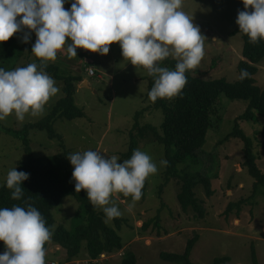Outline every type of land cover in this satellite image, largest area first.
<instances>
[{
	"label": "rangeland",
	"instance_id": "rangeland-1",
	"mask_svg": "<svg viewBox=\"0 0 264 264\" xmlns=\"http://www.w3.org/2000/svg\"><path fill=\"white\" fill-rule=\"evenodd\" d=\"M71 3L72 0H66V10H70ZM182 10L205 37L204 56L194 68L195 76L205 80L237 82L240 78L238 65L243 60V40L240 34H231L239 29L236 19L238 12L245 10L242 0H183ZM23 36L21 34L17 38L0 68L8 71L36 63L34 54L25 47ZM35 41L33 32L31 45ZM66 48L67 44L57 54V59L47 64L58 65L63 72L82 76L84 81L78 86L75 100L85 110L86 117L74 121L61 120L56 123L55 129L63 136L71 154L99 151L108 157L117 156L118 162L122 163L127 160L123 155L129 152L136 114L144 111L140 118L142 126L160 128L164 120L163 112L147 102L148 70L142 66L135 67L125 60L119 44L111 45L107 56L78 49L77 56L71 59ZM158 63L164 67L161 62ZM258 68L255 79L257 85L264 89V60ZM89 69L95 71V76L89 75ZM54 80L59 92L45 105L42 115H26L21 122L13 113L0 121V187L6 182L7 173L27 158L17 132L28 124L42 120L63 98L62 83ZM248 106L247 101H233L222 96L219 115L214 118V126L199 153V165L193 166L195 171L212 178L215 191L211 198L205 195L202 188L197 191L198 197L205 202V219H196L192 212L182 211L177 198L179 187L176 180H171L160 194L166 168L160 164L161 160H165L164 148L149 136L139 142L138 150L152 157L158 171L146 178L140 200L133 204L131 196L114 193L108 205L115 204L121 212L119 217L106 222L121 236L124 248L90 260L84 244L81 254L69 262L67 251L59 245L58 248L50 239L45 264H121L126 251L137 255L138 264H174L163 261L161 253H184L188 241L195 235L200 237L191 255L195 264H213L216 258L222 257H230L231 261L227 264H254L253 248L259 264H264V188H260L258 196L252 197L255 180L243 168L244 145L237 138L226 140L234 129L235 120L246 112ZM255 114V121H242L240 126L255 139L260 153L257 163L264 172V139L260 135L264 116L258 112ZM30 139L34 157L62 152L60 143L50 140L46 132L34 131ZM237 203L240 207L238 205L231 214H226L228 206ZM79 209L80 204L73 197L65 198L53 210L55 227L62 225L68 230L74 229L79 222L76 219ZM98 210L104 213L102 208L98 207ZM157 216H160L159 227L155 221ZM115 219L120 220V230ZM145 223L150 225L143 231Z\"/></svg>",
	"mask_w": 264,
	"mask_h": 264
},
{
	"label": "clouds",
	"instance_id": "clouds-1",
	"mask_svg": "<svg viewBox=\"0 0 264 264\" xmlns=\"http://www.w3.org/2000/svg\"><path fill=\"white\" fill-rule=\"evenodd\" d=\"M245 10L238 12L239 33L251 43L264 40V0H242ZM0 0V44L24 32L29 43L34 32L36 41L31 53L41 63H30L15 70L0 68V121L15 113L23 122L26 115L37 117L59 92L56 81L45 71L47 62L55 61L65 49L68 58L78 49L107 56L110 46L119 44L121 54L133 66H142L154 78L148 93L151 101L173 98L187 84L186 72L196 68L204 56L205 37L182 10L183 0ZM70 41V43H69ZM171 57L174 70L162 67ZM250 76L245 69L240 79ZM75 191H85L94 207L103 209L106 220L121 215L110 204L114 193L140 200L146 178L158 171L157 164L144 151L135 150L130 159L118 162L99 151L70 154ZM166 160L160 164L167 165ZM29 174L11 169L6 187L13 200L21 199L22 185ZM51 231L41 212L31 204L0 208V264H45V244Z\"/></svg>",
	"mask_w": 264,
	"mask_h": 264
},
{
	"label": "trees",
	"instance_id": "trees-1",
	"mask_svg": "<svg viewBox=\"0 0 264 264\" xmlns=\"http://www.w3.org/2000/svg\"><path fill=\"white\" fill-rule=\"evenodd\" d=\"M239 31L238 29L231 34L232 36L240 34L243 40V60L238 65V72L240 75L241 70L246 69L250 76L244 80L239 78L234 83L226 79L205 80L195 76L194 69H192L185 74L186 86L171 101L158 99L153 102L147 94V102L163 112V123L160 128L151 125L142 126L140 118L144 111L137 113L131 131L129 152L123 155L125 159H130L133 152L138 150L139 142L151 136L164 148L165 160L168 162L160 194L171 180H176L179 187L177 198L182 211L192 212L194 217L200 220L206 218L207 211L204 200L198 197V189L202 188L208 198H211L215 191L212 178L205 173L195 171L193 166L199 165V153L204 148L208 133L214 126V118L219 115L222 96L233 101L249 102L246 112L235 120L234 129L227 135L226 140L237 138L244 145L243 168L255 180L252 197L258 196L260 188H264V172L257 163L260 158L259 150L256 148L257 143L240 126L242 121H255V112L264 116V89L257 85L255 79L259 72L258 66L264 60V40L251 43L248 36ZM21 34L24 32L17 33L9 41L0 44V66ZM25 47L30 52L32 51L31 40L25 43ZM36 63L38 65L41 63L37 57ZM176 63L177 61L170 57L161 62L170 70L175 69ZM45 71L62 83L63 98L42 120L28 124L17 132L27 155L26 160L17 167V171L28 173L29 179L21 186L23 195L19 200H13L12 190L6 187V182L3 184L0 187V208H10L16 205L24 207L26 204H31L45 218L46 226L52 233L51 241L67 251L69 262L81 254L84 244H86L88 258L97 260L105 253L113 254L121 251L124 248L122 238L115 229L108 226L105 214L99 212L98 207L91 204L85 191L76 193L75 182L72 179L73 167L67 159L71 152L67 149L63 136L55 129L56 123L61 120L74 121L86 117L85 110L79 107L75 100L78 86L84 79L82 76L63 72L64 70L55 64H47ZM147 79L149 93L154 84V78L149 75ZM34 131L46 132L50 140L60 143L62 152L45 157H34L30 139V134ZM260 135L264 139V126ZM67 197H73L80 204L76 216L79 222L72 230L62 225L55 227L56 221L53 215V210ZM238 205L239 203L230 204L226 214H231ZM239 213L237 216L240 215ZM155 221L156 226L159 227L160 216H157ZM115 222L118 225L117 229L120 230V220L115 219ZM149 225L150 223H145L142 230H147ZM199 238V235H195L190 239L184 253L163 252L160 255L161 259L174 264H195L191 260V255ZM48 248L49 241L45 244V252ZM4 251L5 245L0 242V253ZM252 260L254 264H259L254 248L252 249ZM230 261V257L216 258L213 264H227ZM121 264H138L137 255L132 251H126Z\"/></svg>",
	"mask_w": 264,
	"mask_h": 264
},
{
	"label": "built area",
	"instance_id": "built-area-1",
	"mask_svg": "<svg viewBox=\"0 0 264 264\" xmlns=\"http://www.w3.org/2000/svg\"><path fill=\"white\" fill-rule=\"evenodd\" d=\"M89 75L95 76V71L93 69H89ZM52 264H56V263H52Z\"/></svg>",
	"mask_w": 264,
	"mask_h": 264
},
{
	"label": "crops",
	"instance_id": "crops-1",
	"mask_svg": "<svg viewBox=\"0 0 264 264\" xmlns=\"http://www.w3.org/2000/svg\"><path fill=\"white\" fill-rule=\"evenodd\" d=\"M57 247H58V246H57ZM58 248H59V247H58ZM48 249H49V248H48ZM48 251H49V250H48ZM48 251H47V252H48Z\"/></svg>",
	"mask_w": 264,
	"mask_h": 264
},
{
	"label": "water",
	"instance_id": "water-1",
	"mask_svg": "<svg viewBox=\"0 0 264 264\" xmlns=\"http://www.w3.org/2000/svg\"><path fill=\"white\" fill-rule=\"evenodd\" d=\"M85 84V83H84Z\"/></svg>",
	"mask_w": 264,
	"mask_h": 264
}]
</instances>
